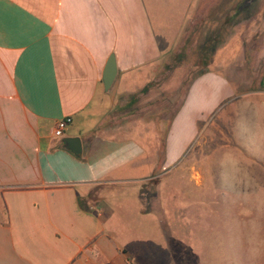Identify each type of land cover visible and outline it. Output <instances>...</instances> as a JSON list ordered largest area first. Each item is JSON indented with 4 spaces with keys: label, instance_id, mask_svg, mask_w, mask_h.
<instances>
[{
    "label": "crops",
    "instance_id": "crops-1",
    "mask_svg": "<svg viewBox=\"0 0 264 264\" xmlns=\"http://www.w3.org/2000/svg\"><path fill=\"white\" fill-rule=\"evenodd\" d=\"M154 28L144 0H0V264H154L153 254L139 258L149 248L140 241L133 262L100 204L78 203L92 184L141 180L154 170L157 161L138 140L101 131L112 100L103 106V94L123 91L176 40L170 27L158 34ZM109 53L116 74L104 91ZM207 83L226 85L214 70L191 80L166 131L164 165L190 149L196 116L190 102ZM63 117L69 122L54 136ZM66 136L79 137L80 156L64 147ZM193 158L184 170L190 176L198 170V183ZM132 214L141 229L144 212Z\"/></svg>",
    "mask_w": 264,
    "mask_h": 264
},
{
    "label": "rangeland",
    "instance_id": "rangeland-1",
    "mask_svg": "<svg viewBox=\"0 0 264 264\" xmlns=\"http://www.w3.org/2000/svg\"><path fill=\"white\" fill-rule=\"evenodd\" d=\"M144 2L156 33L170 27L176 40L126 80L123 91L103 94V106L110 95L112 100L101 131L138 140L157 162L149 177L92 184L82 200L100 204L107 228L134 263L140 241L149 248L139 258L153 254L154 264H264V0ZM215 26L223 27V40L206 59L198 47ZM205 70H214L226 85L212 89L207 83L192 97V145L164 165L169 123L191 80ZM190 156L201 170L198 183V170L195 180L184 170ZM138 207L144 216L137 230L131 216Z\"/></svg>",
    "mask_w": 264,
    "mask_h": 264
},
{
    "label": "water",
    "instance_id": "water-1",
    "mask_svg": "<svg viewBox=\"0 0 264 264\" xmlns=\"http://www.w3.org/2000/svg\"><path fill=\"white\" fill-rule=\"evenodd\" d=\"M116 64L113 53H109L101 71V83L104 91H107L115 77ZM64 147L75 154L81 152L80 139L77 136L63 137Z\"/></svg>",
    "mask_w": 264,
    "mask_h": 264
},
{
    "label": "trees",
    "instance_id": "trees-1",
    "mask_svg": "<svg viewBox=\"0 0 264 264\" xmlns=\"http://www.w3.org/2000/svg\"><path fill=\"white\" fill-rule=\"evenodd\" d=\"M229 18H233V15L229 16ZM215 27H213L212 29H210V31H208V34H207L208 36L206 35V37L203 41V44L199 45V47H198L199 49H201L203 51L202 54L204 56H206L204 52H206L208 54L206 56V59L209 58V54L212 53L213 48L215 46H217L218 44H220L223 40V39L218 38L220 36V30L223 27L221 29H220V27L219 28H217V27L215 28ZM203 55H201V56H203ZM206 62H207V60H204V63H206ZM145 89H146V86H144L141 91H144ZM163 145H164V143H163ZM163 145H162V148H163ZM162 155H163V150H162ZM77 156H80V155L77 154ZM86 197L89 198V195H87ZM78 203L81 207H84V202L82 199H78Z\"/></svg>",
    "mask_w": 264,
    "mask_h": 264
},
{
    "label": "built area",
    "instance_id": "built-area-1",
    "mask_svg": "<svg viewBox=\"0 0 264 264\" xmlns=\"http://www.w3.org/2000/svg\"><path fill=\"white\" fill-rule=\"evenodd\" d=\"M69 122V117H63L61 119H59L53 128V135L54 136H59L62 134L64 127L66 126V124Z\"/></svg>",
    "mask_w": 264,
    "mask_h": 264
}]
</instances>
